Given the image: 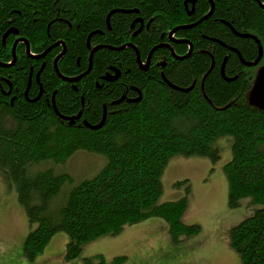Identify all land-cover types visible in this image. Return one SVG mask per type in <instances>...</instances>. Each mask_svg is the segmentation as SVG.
Listing matches in <instances>:
<instances>
[{
    "label": "trees",
    "instance_id": "trees-1",
    "mask_svg": "<svg viewBox=\"0 0 264 264\" xmlns=\"http://www.w3.org/2000/svg\"><path fill=\"white\" fill-rule=\"evenodd\" d=\"M185 1L0 0V61H11L7 67L0 65V71L16 60L19 68L14 67L17 91L8 96L0 86V170L16 189L32 227L23 249L30 261L60 231L68 236L69 260L81 255L85 243L116 236L127 225L149 218L166 221L174 243L199 234L200 224L183 220L189 181L175 183L184 195L163 200L162 175L173 156H206L216 162L221 157L218 140L225 137L232 151L223 167L228 204L237 208L243 198H250L253 207L250 216L230 229L231 246L241 264H264V109L249 101L258 68L246 67L232 50H239L247 61L257 57L256 40L236 34L244 32L255 34L264 49V7L256 0H219L208 20L194 29H178L194 38L195 53L175 63L169 59L163 76L156 63L141 69L135 52L121 48L131 42L146 58L184 21ZM207 5L208 0H198L197 11ZM138 16L149 28L133 36L131 23ZM9 29H17L29 41L32 54L50 48L49 52L35 58L20 41L14 61L17 35L10 32L3 38ZM59 42L67 48L58 68L69 78L89 69L87 42L103 47L94 53L91 69L70 81L54 67L62 51ZM209 51L215 53L214 65ZM155 54L161 58L171 53L164 49ZM225 58L224 76L220 67ZM42 62L43 94L32 100L40 91L35 79ZM113 67L121 69V75L108 81L105 76ZM52 99L60 114L81 113L80 118L74 123L62 118ZM104 110L101 127L83 122L97 125ZM79 151L103 161L93 175L76 179L57 166L63 167ZM83 259L85 264H108L101 254ZM127 259L117 255L111 263Z\"/></svg>",
    "mask_w": 264,
    "mask_h": 264
},
{
    "label": "rangeland",
    "instance_id": "rangeland-1",
    "mask_svg": "<svg viewBox=\"0 0 264 264\" xmlns=\"http://www.w3.org/2000/svg\"><path fill=\"white\" fill-rule=\"evenodd\" d=\"M218 141L221 157L214 163L206 156L180 155L170 158L162 175L164 192L160 199L171 200L184 195V189H178L175 183L188 180L189 187H191L190 200L183 220L187 223H198L201 227L205 224V230L207 228L213 231L214 241L220 243L216 249L218 254L213 264H241L238 252L231 246L230 229L250 216L253 207L250 204V198H243L237 208L229 206V185L223 167L225 162L231 158L232 151L229 145L230 140L224 137ZM102 161L103 158L94 153L79 151L70 156L63 167H57L70 171L76 179H80L93 175ZM50 164L52 163H47V165ZM31 229L28 216L18 201L16 189L10 186L5 173L0 170V264H85L84 256L95 253H101L104 258H107L108 264H112L113 256L122 255L121 253L128 257L122 264H144L149 261H151L150 264H158L163 258L158 257L155 263L153 262L154 257L150 259L149 254L154 255V251L158 253L163 249H168L165 244L155 245L151 232L140 237L142 227L136 228L134 224L127 225L116 236L105 235L85 243L81 255L73 260L65 257L68 236L60 231L49 241L45 250L30 261L25 257L23 249ZM131 233L135 235L139 233L142 240L139 249L126 244V238L130 237ZM153 245L155 246L152 247Z\"/></svg>",
    "mask_w": 264,
    "mask_h": 264
},
{
    "label": "flooded vegetation",
    "instance_id": "flooded-vegetation-1",
    "mask_svg": "<svg viewBox=\"0 0 264 264\" xmlns=\"http://www.w3.org/2000/svg\"><path fill=\"white\" fill-rule=\"evenodd\" d=\"M214 1V4H213V10H212V12L210 11L211 9H212V5H211V0H208V5H207V9L206 10H204L203 12H198L197 11V4H198V0H194V1H187V2H185V13H186V16H185V18H184V21L183 22H180L179 24H177L173 29H170L169 30V36H168V38H167V40H165L164 42H161L160 44H158V45H156V46H154L150 51H149V53H148V55H147V57L146 58H144L143 59V57H142V55H141V53H140V51H139V49H138V47L135 45V44H133L135 47H136V49L138 50V52H139V55H140V62L138 61V55H137V53L134 51V49L131 47H128L127 46V48H130V49H132L134 52H135V54L137 55V64L140 66V68L141 69H145V70H148L149 68H151V67H154L155 65H156V68H158V71H159V73L161 74V76H163L164 75V69L167 67V64H169L170 62H169V59H170V61L172 62V63H175L176 61H178V60H181L179 57H185L186 55H187V57H190L193 53H195V48H196V45H195V41L193 40L194 38H192V36H188V35H186V36H183V35H181L180 34V32L178 31V29L179 30H186V29H194V28H196L197 26H199L200 24H202L204 21H206V20H208V17L209 16H211L212 14H213V11H214V9L216 8L215 6H216V4H218V1L219 0H213ZM264 0H262V2H263ZM203 13V14H202ZM136 24H139V26H138V28H136ZM183 26H185V27H183ZM143 28H146V29H148L149 28V26H148V24H146V22L141 18V17H136V18H134L133 19V22L131 23V29L133 30L132 31V33H133V36H139L140 34H141V31H142V29ZM15 30H17V29H15ZM18 31V30H17ZM19 32V31H18ZM15 33V32H14ZM245 34L246 33H248V32H244ZM243 33V34H244ZM16 35H17V37H16V39H15V41H14V43L16 42V41H18V43L17 44H19V42L20 41H24L25 42V39L26 38H24V37H22L20 34H18V33H16ZM163 36H164V34H163ZM162 36V37H163ZM27 40V39H26ZM28 41V40H27ZM29 42V41H28ZM14 43H13V45H14ZM59 44L61 45V42H59ZM128 44H131V42L130 43H128ZM13 45H12V48H13ZM29 45H30V43H29ZM99 44H97V46H98ZM66 46V44L65 43H63L62 45H61V47H62V51H64V48H65V51H66V48L67 47H65ZM87 46L89 47V49L90 50H92L93 48H95V47H97V46H91L90 44H89V42H87ZM25 48H26V42H25ZM16 49V48H15ZM100 49V48H99ZM164 49H166V50H169L170 51V53L171 54H169V55H167V54H163V55H161V56H163V57H161L160 58V56L158 57V55L159 54H155V53H160L161 52V50H164ZM98 50V49H97ZM199 50V49H198ZM62 51L60 52V53H62ZM201 51V50H200ZM239 51V50H238ZM26 52H27V48H26ZM45 52V53H44ZM47 52H49V51H47ZM46 52V50L45 51H41L40 53H33L34 54V56H35V58L37 57V58H39V59H42L43 58V56L47 53ZM97 52V51H96ZM16 53H17V49H16ZM42 53H44V55H42V56H40ZM60 53L58 54V55H60ZM27 54H28V52H27ZM210 56H211V60H212V65H214L215 63H214V60H215V53L214 52H212V51H209V53H208ZM259 54V53H258ZM29 55V54H28ZM58 55H56L55 56V58L58 56ZM239 55V54H238ZM263 55H264V53H263ZM33 56V55H32ZM242 56V55H241ZM62 57V56H61ZM60 57V58H61ZM90 57V56H89ZM186 57V58H187ZM257 57H258V55H257ZM256 57V58H257ZM263 57L264 56H262V58H261V61H260V63L258 64V65H255V66H248V65H246L241 59H240V61L242 62V64H244L246 67H248V68H255V67H259V66H261V64H262V60H263ZM14 58V60H16V54H15V57H14V54H13V49H12V59ZM34 58V59H35ZM94 58V57H93ZM157 58V59H156ZM240 58V57H239ZM256 58H254V59H256ZM242 59H244L243 57H242ZM245 60V59H244ZM247 61V60H246ZM251 61H254V60H251ZM251 61H249V62H251ZM2 62V61H1ZM11 61L9 60L8 62H3V63H5V64H8V63H10ZM92 63H93V61H92ZM154 63H156L155 65H153ZM17 65V60H16V64H14V65H12L11 67H8V68H4V69H6V70H4V71H0V86L2 87V91L4 92V94H6V95H10L11 93H12V91H13V89H14V91H17L18 89L16 88V86H15V71H14V67ZM43 65H45V63H43L42 62V66L38 69L39 71H38V73H36L37 75H36V81L40 84V91L42 92V85H41V81H40V77H39V75H40V73H41V69H42V67H43ZM4 66V65H3ZM17 67V66H16ZM17 69H19L18 67H17ZM30 71H33V65L31 66V68H30ZM220 71H221V74H223L224 76H225V73H224V62H223V60H222V64H221V67H220ZM39 74V75H38ZM108 75H109V77L111 76V77H114V79H110L111 81H114V80H117L119 77H120V75H121V69H118V68H116V67H113V72H111V71H109V73H107ZM106 74V75H107ZM164 79H166L165 77H164ZM108 80V79H107ZM110 80H108V81H110ZM3 82H5V83H7L8 84V90H5V89H3V85H4V83ZM30 88V87H29ZM26 91V90H25ZM39 91V92H40ZM139 91V90H138ZM25 93V92H24ZM139 93H140V91H139ZM29 94V93H28ZM42 94H43V92H42ZM41 94V95H42ZM17 94H14L13 96H12V101H14L15 99H16V96ZM25 95H26V93H25ZM41 97V96H40ZM140 98V96L139 97H133V99H130L131 101H135V100H137V99H139ZM79 114V113H78ZM78 116V115H77ZM80 118V117H79ZM78 118V119H79ZM86 120H84L83 122H85Z\"/></svg>",
    "mask_w": 264,
    "mask_h": 264
},
{
    "label": "crops",
    "instance_id": "crops-1",
    "mask_svg": "<svg viewBox=\"0 0 264 264\" xmlns=\"http://www.w3.org/2000/svg\"><path fill=\"white\" fill-rule=\"evenodd\" d=\"M204 225L205 224L202 225V232L196 234L195 236L187 237L180 243L172 242L168 224L161 218H149L144 222H139L135 226L136 228L138 226L142 227V230H140V232L142 231L144 234L141 232L140 237H143L142 235L147 234V232L148 234L151 232L153 234V243L155 245L162 246V244H165L168 246V249H163L158 253L154 251V255H151V253L149 252V258L152 259V257H154L153 262H155L156 259L160 257L159 259L163 258V260L158 264H213L215 262L214 259L218 254L216 253V249L218 248L220 243L214 241L215 237L213 235V231L211 230V232L207 228L205 230ZM145 227L150 230L148 231ZM140 237L139 233L137 235L131 233V236H128V238H126V244L131 245L133 248L136 247L137 249H139V247L141 246L140 242L142 241ZM155 245H153L152 247H154ZM144 249L147 248L144 247ZM150 263L151 261L144 264Z\"/></svg>",
    "mask_w": 264,
    "mask_h": 264
},
{
    "label": "water",
    "instance_id": "water-1",
    "mask_svg": "<svg viewBox=\"0 0 264 264\" xmlns=\"http://www.w3.org/2000/svg\"><path fill=\"white\" fill-rule=\"evenodd\" d=\"M188 0H186L185 2H187ZM189 1H194V0H189ZM262 7H264V4H262V2H261V0H256ZM213 4H214V1L213 0H211V7H212V9L210 10L211 12H212V10H213ZM114 11H112L109 15H108V17H107V22L109 23V26H110V22H109V18H110V16H111V14L113 13ZM10 32H15V33H18V31L17 30H15V29H9L5 34H4V36H3V38H5L6 39V37H7V35L10 33ZM237 35H241V36H245V37H250V38H252V39H255L256 41H257V43H258V50H259V54H258V57L256 58V59H254V61H251V62H249V61H246V60H244V59H242V56H241V53L238 51V50H236L235 48H232V50L233 51H236L238 54H239V57H240V59L246 64V65H248V66H255V65H257L259 62H260V59L262 58V56H263V49H262V45H261V42H260V39L259 38H257L254 34H250V33H246V34H239V33H236ZM25 42H26V48H27V52H28V54L29 55H34V54H32L31 53V48H30V45H29V42L25 39ZM17 43H18V41H16L15 43H14V45H13V54H14V57H15V54H16V45H17ZM132 47L133 49H134V51L137 53V55H138V61L140 62V55H139V52H138V50L136 49V47L131 43V44H127V45H124V46H122L121 48H123V47ZM101 47H103V45H98L97 47H95V48H93L92 50H91V52H90V64H89V69L87 70V72L91 69L90 67H91V65H92V61H93V55H94V53L97 51V49H99V48H101ZM50 50V48L48 49V50H46V52L47 51H49ZM45 53V52H44ZM44 53H42L40 56H42V55H44ZM64 53H65V48H64V51H62V53H60V55H58L57 57H56V59H55V62H54V66H55V69H56V71H57V73H58V75L60 76V77H62L64 80L66 79V80H70V81H76L77 79H79L82 75H84V74H86L87 72H85L84 74H82V75H78V76H76V78H69V77H67V76H64L63 74H62V72L60 71V69L58 68V60L60 59V57L61 56H63L64 55ZM187 57V55L184 57H179L180 59H184V58H186ZM13 60H14V58H13ZM226 58L224 59V66H225V64H226ZM9 64H11V62L10 63H8V64H5V63H3V62H1L0 61V65H4V66H8ZM258 73H257V75H256V77H255V80H254V84H253V86H252V88H251V90H250V92H249V101H250V103L252 104V105H254V106H258V107H260L261 109H264V65L263 66H261L259 69H258V71H257ZM39 75V74H38ZM105 78H107L108 80H110V79H114V77H109V75L107 74L106 76H105ZM31 86V76H30V78H29V80H28V88L26 89V91H25V93H26V95L28 96V93H27V91H28V89H29V87ZM41 94H42V92L40 91L39 92V94L36 96V97H34V98H32V100H37L38 98H40V96H41ZM31 100V101H32ZM52 103H53V108H54V110H55V112L57 113V114H59L62 118H64V119H69L70 120V122L71 123H74L75 122V120L76 119H78L80 116H81V113H79L78 114V116H69V115H66V116H64V115H62V114H60L59 113V111H58V109H57V106H56V103H54V99H52ZM104 115H103V117H102V119L100 120V122L97 124V125H92V124H90V123H88V122H84L88 127L90 126L91 128H99V127H101V125L102 124H104L103 122H104V120H105V118H106V115H107V112H106V110H104Z\"/></svg>",
    "mask_w": 264,
    "mask_h": 264
},
{
    "label": "bare ground",
    "instance_id": "bare-ground-1",
    "mask_svg": "<svg viewBox=\"0 0 264 264\" xmlns=\"http://www.w3.org/2000/svg\"><path fill=\"white\" fill-rule=\"evenodd\" d=\"M183 27H185V26H183ZM245 34V33H244ZM15 61V60H14ZM14 61H13V63H14ZM55 67V66H54Z\"/></svg>",
    "mask_w": 264,
    "mask_h": 264
}]
</instances>
